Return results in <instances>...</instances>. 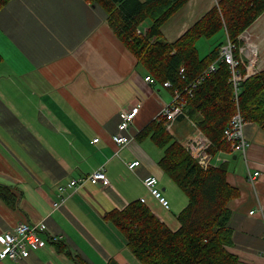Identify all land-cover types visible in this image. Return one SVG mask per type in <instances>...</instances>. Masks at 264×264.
<instances>
[{
	"label": "crops",
	"instance_id": "0c3cea01",
	"mask_svg": "<svg viewBox=\"0 0 264 264\" xmlns=\"http://www.w3.org/2000/svg\"><path fill=\"white\" fill-rule=\"evenodd\" d=\"M217 1L189 0L162 26L164 39L176 40ZM246 32L264 69V12ZM0 56V184L16 202L0 197V235L21 221L42 223L46 241L28 257L0 264H142L104 216L144 198L170 229L178 228L187 198L160 168L162 150L136 137L170 102L171 89L145 80L148 74L116 37L103 8L86 0H10L0 9ZM137 103L142 108L130 129L133 139L115 156L110 135L118 112ZM174 127L181 144L195 131L183 117L172 125L176 137ZM243 134L246 153L213 156L216 165L225 162L227 181L239 190L228 203L227 249L237 264H264V131L248 122ZM132 160L140 164L129 171L124 163ZM100 167L107 185L81 182ZM254 171L259 175L251 181L248 173ZM148 175L158 178L169 209L143 185ZM72 179L78 180L76 188L69 186ZM60 196L64 202L54 207Z\"/></svg>",
	"mask_w": 264,
	"mask_h": 264
},
{
	"label": "trees",
	"instance_id": "16d2710c",
	"mask_svg": "<svg viewBox=\"0 0 264 264\" xmlns=\"http://www.w3.org/2000/svg\"><path fill=\"white\" fill-rule=\"evenodd\" d=\"M9 1L0 0V9ZM86 1L103 8L116 37L155 83L170 81L172 88L180 90L218 60L226 38L203 57L196 46L201 37L209 38L220 30L237 45L235 57L245 74L246 60L239 53L242 42L238 36L264 12V0H218L182 35L169 42L161 28L189 0ZM144 22H148L147 28L142 26ZM230 77L229 66L219 61L217 70L205 77L191 96L184 97V112L211 140L209 152L213 156L230 150L223 131L237 110L245 121L264 131V70L242 80L238 91ZM136 137L149 138L162 150L158 164L184 193L187 203L177 215L179 226L175 230L140 200L105 214L104 218L121 231L135 258L142 264H237L238 257L227 249L232 240L228 203L239 195V190L227 181L225 162L202 168L166 129L163 119L150 120ZM0 197L9 205L16 203L14 194L1 184ZM77 263L85 264L79 260Z\"/></svg>",
	"mask_w": 264,
	"mask_h": 264
},
{
	"label": "built area",
	"instance_id": "2783aa9c",
	"mask_svg": "<svg viewBox=\"0 0 264 264\" xmlns=\"http://www.w3.org/2000/svg\"><path fill=\"white\" fill-rule=\"evenodd\" d=\"M140 31L141 30H138V32ZM238 40L243 43L239 48V52L244 54L242 56L246 60L245 74L241 73L239 69L240 62L235 57L237 45L234 43V41L226 37L225 42L220 46L218 60L212 62L197 79L191 82L183 90L172 88L170 81H165L163 83L164 87L171 89L172 98L168 104L159 110L155 118L159 120L163 119L166 129L170 133H172V125L177 117L183 116L185 119L191 122L193 128H195V131L182 142V145L191 158L204 169L209 166L216 165L213 162V155L209 152L211 140L205 134H203L200 129L196 128L194 123L185 114L184 97L185 94L191 96L193 90L202 83L205 77L217 70L219 61L224 62L229 66L231 71L230 81L232 82L235 91H238L241 81L247 76L253 75L260 70H264L260 66L257 47L255 44H253L250 35L244 31L238 36ZM182 71L183 68H180V73ZM145 80L151 84L155 83V79L150 75H147ZM141 108L142 104L137 103L130 108H123L118 112L119 121L116 126V132L110 135V141L115 146V156H118L119 150L126 146L133 139L130 134V129ZM246 123L248 122L243 119L241 112L237 110L224 129L223 139L230 145V152L240 151L241 153H246L249 146V142L243 134V128ZM97 141L98 138L93 139V142ZM124 164L129 171H134V169L140 164V161L132 160L125 162ZM258 175V171H254L252 174L249 172L248 178L249 180L254 181L257 179ZM87 180L92 184L101 183L102 185H107L109 183L107 175L102 167L92 171V173H90L86 179H81V182ZM77 181V179H72L69 183V186L76 188ZM143 185L148 190L150 195L156 199L163 208L169 209V201L159 189L158 178L155 175L146 176L143 179ZM60 190H64V188L60 187ZM140 201L144 202L145 200L144 198H141ZM63 202L64 198L60 196L59 199L53 201V206L59 207ZM252 212L253 211H250L249 213ZM44 231L45 226L42 223L21 221L16 223L10 230L2 233L0 235V244L3 246V248L0 249V263L7 258L12 260L26 258L30 255L32 250L43 247L46 244V241L42 238ZM51 238L53 241L57 240L55 234H53Z\"/></svg>",
	"mask_w": 264,
	"mask_h": 264
},
{
	"label": "rangeland",
	"instance_id": "374dc122",
	"mask_svg": "<svg viewBox=\"0 0 264 264\" xmlns=\"http://www.w3.org/2000/svg\"><path fill=\"white\" fill-rule=\"evenodd\" d=\"M226 38L225 33L223 30L218 31L217 33H215L214 35L210 36L209 38H204L201 37L198 41H197V50L198 53L200 55V57H203L205 55H207L216 44H218L219 41H222ZM159 112V111H158ZM157 115V114H156ZM175 128V132H176V139H181L182 137H180V132L178 130H176ZM238 161L240 163V158H238Z\"/></svg>",
	"mask_w": 264,
	"mask_h": 264
}]
</instances>
